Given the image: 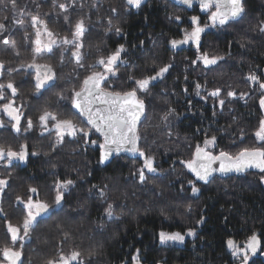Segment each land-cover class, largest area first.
Here are the masks:
<instances>
[{"label":"trees","instance_id":"obj_1","mask_svg":"<svg viewBox=\"0 0 264 264\" xmlns=\"http://www.w3.org/2000/svg\"><path fill=\"white\" fill-rule=\"evenodd\" d=\"M61 4L67 11L60 10ZM243 5L245 12L238 21L222 27L209 24L198 52L192 46L172 49L169 44L171 39H182L184 30H191V16H198L201 26L209 23V13H202L197 5L185 9L165 0H144L133 9L127 0H0V23L5 25L0 36L10 41L7 46L0 44V61L4 63L0 82L12 79L18 88L16 97L4 89L6 99L0 104L14 99L24 113L18 134L1 116L5 127L0 129V145L18 150L26 144L29 153L26 166L0 163V177L9 179L0 196V248L11 244L6 222L21 226L26 215L16 196L26 200L31 195L28 188L37 187L36 198L51 204L55 182L72 179L74 186L64 194L61 206L50 210L30 230L29 241L21 249L23 264H47L49 259L69 256L74 250L81 252L79 259L85 264H132L134 255L139 264H241L226 241L232 239L242 247L253 233L264 252V185L260 179L264 173L215 177L200 184L179 163L192 159L196 145L202 146L206 136L217 137L210 148L214 154L226 151L235 155L245 147H264V141L258 142L254 135L264 119L259 105L261 90L246 79L255 74L264 81V33L259 31L264 24V0H244ZM33 16L61 41L65 36L71 39L74 25L81 19L87 29L82 38L83 67L71 57V45L66 46L67 51L64 46H54L52 52L37 57L38 64H49L56 73L55 80L40 93L35 92L37 73L20 67L32 62V41L36 38ZM176 16L181 19L176 21ZM110 23L121 29L119 36L114 28L107 32ZM120 44L126 52L117 76L106 82L112 85L108 90H131L135 79L171 65L163 78L138 93L146 105V116L138 130L139 147L154 157L157 169L155 173L145 170L143 184L138 182L142 159L116 157L100 165L102 142L92 130L89 140H97L95 145L85 144L79 133L59 141L55 130L46 133L39 122V116L50 111L58 119H72L87 127L71 108V90H78L91 71H102L96 61ZM202 53L224 59L209 68L200 62L192 65ZM197 83L204 96L220 88L226 101L223 109L212 97L203 100L197 96ZM229 90L237 95L229 98ZM241 93L247 95L242 97ZM61 96L66 99L61 100ZM169 108L175 112L165 121L163 116ZM29 118L33 129L24 131ZM32 152L37 155L32 156ZM189 180L199 188L195 195ZM108 204L113 205L111 219L105 215ZM202 217L203 222L198 223ZM189 229L197 235L186 236L183 244L159 242L160 231L185 234ZM249 259V264H264L262 254Z\"/></svg>","mask_w":264,"mask_h":264},{"label":"snow or ice","instance_id":"obj_2","mask_svg":"<svg viewBox=\"0 0 264 264\" xmlns=\"http://www.w3.org/2000/svg\"><path fill=\"white\" fill-rule=\"evenodd\" d=\"M14 2V0H13ZM143 0H127V4L133 7L139 8ZM177 4L186 5L191 8L194 3H198L202 12H208V21L213 27L225 26L230 21H236L242 17L245 12V8L242 0H176ZM61 11H67L65 5L61 4ZM115 12V9H113ZM181 17L176 16L175 20L179 21ZM65 21L68 22V18L65 17ZM191 30H184L182 39H171L169 44L172 49H176L181 45H187L189 43L195 45L199 52L201 45V34L205 32L209 25L201 26L198 16L193 15L190 17ZM37 29L35 35L36 39L32 41L34 47L32 49L33 58L32 62L27 65L21 64V68L36 69L37 74L35 76V92L40 93L41 89L50 81H54L56 73L54 68L49 64H38L36 62L37 57H41L46 52H52L53 47L64 46V51H67V47L71 45V57L74 58L75 63L79 67H83V43L82 38L87 31L84 21L81 19L74 25V30L71 32V39L67 36L64 39L57 40L54 38V34L49 31L46 24L39 21L36 16L32 17V25ZM4 23H0V29H4ZM113 28L115 33L119 36L121 29L115 25L109 24L107 32H112ZM40 29H43L41 31ZM259 31L264 33V24H261ZM107 34V33H106ZM42 37H47V41L44 42ZM143 41H141V47H143ZM0 44L9 45L10 41L7 37L0 36ZM15 49V44L11 45ZM126 52V48L123 44L118 45L114 51L107 56H101L96 64L102 68L100 70H93L90 74L86 75L78 90H71L70 103L71 108L74 109L79 116L84 118L87 127L78 123H74L72 119H58L57 115L44 111L39 116L40 127L47 131L49 129V121H52L51 127L55 129L56 136L59 141H63L64 137L75 138L77 134H82L83 142L85 144L91 143L97 144V140H89L90 131L94 130L103 137V142L99 143L100 153L98 163L105 165L109 162L113 153L119 154L122 152H128L133 155L138 154L143 160V166L138 170V182L143 184L147 177V173H155L157 169L154 167V157L146 154L145 150L138 146V141L141 139L138 134V124L141 118L146 113V105L143 99L138 96V93L146 92L149 89L150 84L160 78H163L171 67L170 64H166L159 68L154 75H149L144 78L135 79L134 87L127 91L108 90L112 88V85L106 84L110 77L117 76V67L120 63H123L122 54ZM18 55V53H17ZM63 55V52L61 53ZM223 56L210 57L207 53H202L197 56L196 60L191 61L192 65H197L198 62L202 63L204 68L217 65L218 61L223 60ZM63 63V60L61 61ZM94 67V66H90ZM4 68V63L0 61V69ZM43 70V74H41ZM12 75L11 72L8 73ZM2 75V73H0ZM133 77H129L132 80ZM187 79V77H185ZM248 81L253 84H258L261 94L259 96V105L262 111H264V81L255 74H250L246 77ZM196 95L201 99L206 100L207 97H212L216 104L223 109L226 101L221 98V89L216 88L207 92V96L201 94V85L197 83L195 85ZM4 89L10 91L12 97H16L18 94V88L15 82L10 79L7 83L0 82V100H5ZM187 91V89H185ZM236 92L229 90L227 96L234 98ZM242 97L246 96V93L240 94ZM61 100L66 99L64 96L60 97ZM0 112H2L11 122V130L14 133H20L22 131L21 120L24 113L19 106H15L14 99H7L6 103L0 104ZM175 112V109L169 108L163 120L167 121L169 116ZM216 115V112H213ZM33 121L29 118L24 131H31L33 129ZM0 127H5V124L0 120ZM258 140L264 141V119L259 122V129L254 133ZM217 137L215 135L211 137H205L201 146L197 144L192 159L183 160L179 163L187 169L194 177L196 181L204 183L210 182V178L214 173L228 174L232 172L241 173L247 168H258L261 173H264V147H245L239 150L238 153L232 155L226 151H220L214 154L209 149L216 144ZM55 150V146H53ZM28 147L26 144H21L18 150H14L11 146L5 147L0 145V161H6L7 164H11L13 161L25 163L28 157ZM32 156H36V152L31 153ZM213 165H217L213 167ZM11 174L8 173V176ZM135 175V174H134ZM261 183H264V175L260 177ZM188 183L192 185L191 192L193 195L199 192V188L195 186L192 180ZM9 185V179L0 178V193L5 191V188ZM74 186L72 179L57 180L55 182V197L53 203L42 201L39 198L33 199V196L38 193L37 187H29V195L27 199H23L20 196H16V202L23 205L26 215L23 219L21 226H14L11 223L6 222L7 233L10 236L11 245L6 244L3 248H0V255L6 264H22V248L23 242L26 237L29 236L30 230L37 222L38 217L47 214L53 208L61 206L64 199V194L69 191L70 187ZM96 186L94 185L93 188ZM104 193L101 191V196ZM105 215L111 219L114 216L113 205L108 204L105 209ZM203 222V217L198 223ZM22 230V231H21ZM196 231L193 229L187 230L185 234L179 231L166 232L160 231L158 233L159 242L163 244H183L187 237H195ZM20 242V249L12 247ZM227 247L231 250L233 257L240 259L241 264H249V254L256 255L258 249H260V241L255 233H253L245 243L243 247L237 246L232 239L226 241ZM264 255V252H261ZM81 256L80 251H72L69 256L60 255L58 261L49 259L47 264H70V261H77ZM133 264H138L137 256L134 255Z\"/></svg>","mask_w":264,"mask_h":264},{"label":"water","instance_id":"obj_3","mask_svg":"<svg viewBox=\"0 0 264 264\" xmlns=\"http://www.w3.org/2000/svg\"><path fill=\"white\" fill-rule=\"evenodd\" d=\"M165 1H167V2H169V3H171L172 5H174V6H176V7H181V8H185V9H191V8H189V7H187L186 5H182V4H177L176 3V0H165ZM244 0H242V2H243ZM195 5H197V6H199L198 5V3H194L193 4V6H195ZM192 6V7H193ZM202 12V11H201ZM202 13H206V12H202ZM240 19V18H239ZM238 19V20H239ZM238 20H236V21H238ZM236 21H230V22H236ZM203 34V33H202ZM202 34H201V36H202ZM189 46H192V47H195V48H197L195 45H193V44H191V43H189V44H187V45H181V46H179L178 48H176V49H185V48H187V47H189ZM73 111L79 116V113H77L74 109H73ZM263 112V114H264V111H262ZM145 116H146V113H145V115L141 118V121L139 122V124H138V130H139V127H140V125L143 123V121H144V119H145ZM80 117V116H79ZM81 119H82V121L86 124V121L84 120V118H82V117H80ZM87 125V124H86ZM93 132H94V130H92ZM95 133V132H94ZM95 135H97L100 139H101V142H103V137L102 136H100L98 133H95ZM138 146H139V141H138ZM116 157H126V158H128V159H131V160H141L142 158H140L139 157V155L138 154H136V155H133V154H131V153H128V152H122V153H119V154H116V153H113V155L110 157V159H109V162H107L105 165H107V164H109V163H111ZM217 165H213V167H216ZM259 173V174H261V172L259 171V169L258 168H247V169H245V171L244 172H241V173H236V172H232V173H228V174H220V173H214L213 174V177H211L210 178V180L211 179H213V178H215V177H217V178H220V179H227V178H231V177H241V176H244L245 174H247V173ZM190 175H191V177L195 180V177L190 173V172H188ZM196 181V180H195ZM197 183H200V184H206V183H204V182H201V181H196ZM245 245V244H244ZM243 245V246H244ZM242 246V247H243ZM261 252H262V248H261V243H260V249H258V251H257V254L256 255H251V254H249V256L250 257H252V258H259L260 256H261ZM235 258V257H234ZM70 262H72V261H70Z\"/></svg>","mask_w":264,"mask_h":264},{"label":"flooded vegetation","instance_id":"obj_4","mask_svg":"<svg viewBox=\"0 0 264 264\" xmlns=\"http://www.w3.org/2000/svg\"><path fill=\"white\" fill-rule=\"evenodd\" d=\"M208 12H206V14H207ZM210 24V22L207 24V25H209ZM42 71V70H41ZM52 83V82H51ZM1 116H4L8 121H9V119L2 113V112H0V120L2 119L1 118ZM10 122V121H9ZM49 122H52V121H49ZM0 129H1V127H0ZM53 130H55L54 128H52V127H49V129L46 131V133H49V132H51V131H53ZM28 159H29V154H28V157H27V161L25 162V163H20V162H17V161H13V162H11V164H8V165H12V164H15V165H18V166H26V164H27V162H28ZM2 162V161H1ZM2 194V193H1ZM1 196V195H0ZM33 199H36V195H34L33 196ZM25 210V209H24ZM51 212V211H50ZM50 212L49 213H47V214H44V215H42L41 217H38V220H37V222L40 220V219H43L44 217H47V215H49L50 214ZM25 213H26V211H25ZM36 222V223H37ZM36 223L34 224V226L36 225ZM33 226V227H34ZM22 231V230H21ZM6 234L9 236V234L7 233V231H6ZM9 238H10V236H9ZM28 241H29V236L28 237H26L25 238V240H24V242H23V246L26 244V243H28ZM10 242H11V240H10ZM11 245V244H10ZM12 247H14V248H16V249H20V242L18 241L17 242V244L16 245H12ZM58 259H59V257L56 259L57 261H58ZM21 260H22V264H23V257L21 258ZM0 264H6V262L3 260V257H2V255H0ZM70 264H85L84 262H82V260H80L79 258H78V260L77 261H72V262H70ZM128 264V263H127Z\"/></svg>","mask_w":264,"mask_h":264},{"label":"rangeland","instance_id":"obj_5","mask_svg":"<svg viewBox=\"0 0 264 264\" xmlns=\"http://www.w3.org/2000/svg\"><path fill=\"white\" fill-rule=\"evenodd\" d=\"M71 1L74 2V1H76V0H71ZM143 2H144V0H143ZM142 4H143V3H142ZM142 4H141V5H142ZM130 7L132 8L133 6L130 5ZM133 9H137V8H136V7H133ZM208 15H209V14H208ZM31 21H32V20H31ZM210 26H211V25H210ZM211 27H212V26H211ZM38 28H40V25H39V24H38L36 27H33L35 33H36V31H37ZM40 30L43 31V29H40ZM189 31H190V30H189ZM54 38H56L57 40H60V39H58V38L55 37V36H54ZM35 39H36V38H35ZM35 39H34V40H35ZM42 39L44 40V42L47 41V37H42ZM46 53H47V52H46ZM33 71H35V72L37 73L36 69H33ZM41 74H43V70L41 71ZM160 79H161V78H160ZM158 80H159V79H158ZM156 81H157V80H156ZM51 82H52V81H50V82H48L47 84H45V86H44L42 89H44L46 86H48ZM42 89H41V90H42ZM256 138H257V137H256ZM257 141H258V142H263V141H260V140H258V139H257ZM202 146H203V145H202ZM209 150H210V149H209ZM0 163H1V161H0ZM0 178H1V177H0ZM262 184L264 185V183H262ZM0 195H1V193H0ZM249 260H250V259H249ZM132 264H133V262H132ZM138 264H139V262H138Z\"/></svg>","mask_w":264,"mask_h":264}]
</instances>
